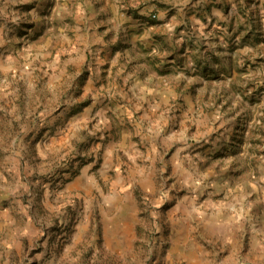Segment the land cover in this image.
Returning <instances> with one entry per match:
<instances>
[{
	"label": "rangeland",
	"instance_id": "obj_1",
	"mask_svg": "<svg viewBox=\"0 0 264 264\" xmlns=\"http://www.w3.org/2000/svg\"><path fill=\"white\" fill-rule=\"evenodd\" d=\"M0 264H264V0H0Z\"/></svg>",
	"mask_w": 264,
	"mask_h": 264
}]
</instances>
